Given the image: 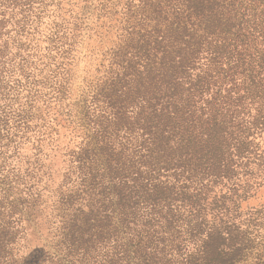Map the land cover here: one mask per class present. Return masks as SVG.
Instances as JSON below:
<instances>
[{"label":"trees","instance_id":"16d2710c","mask_svg":"<svg viewBox=\"0 0 264 264\" xmlns=\"http://www.w3.org/2000/svg\"><path fill=\"white\" fill-rule=\"evenodd\" d=\"M32 2L0 0V15ZM136 2L88 99L57 111L79 140L51 192L42 264H264L263 213L239 204L264 187V0ZM52 31L50 50L63 45ZM8 53L4 43L2 162L3 140L29 117L2 92L4 71L17 93L31 76ZM51 98L63 99L60 85ZM5 177L0 264H19L14 249L42 225L38 193L22 201L19 174Z\"/></svg>","mask_w":264,"mask_h":264},{"label":"rangeland","instance_id":"374dc122","mask_svg":"<svg viewBox=\"0 0 264 264\" xmlns=\"http://www.w3.org/2000/svg\"><path fill=\"white\" fill-rule=\"evenodd\" d=\"M34 1L24 15L19 13L18 7H9L0 15L4 21L0 46L6 43L9 52L6 57L15 56V63L21 59L26 61L27 72H31L26 80L28 83L22 79L21 83L26 84L17 87L18 93L11 88L15 85L12 80L18 76L13 73L9 78L4 71L1 79V85L5 87L2 92L8 93L14 102L12 112L23 109L29 117L28 128L21 125L15 135L9 133L8 139L3 140L6 152L4 162L0 156V190L7 188L9 177L5 175L19 174L18 184L11 183L12 193L20 196L22 201L28 200L24 192L38 193L34 196H38V219L42 224L39 231L29 234L26 245L19 246L18 251L14 249L19 264H42L44 261L47 249L44 244L50 237L48 221L55 199L51 192L62 180L68 166V153L79 140L72 130L73 123L57 111H67V104L73 105L72 109L76 111V103L88 99L89 87L104 75L124 21L129 17V9L135 8L137 3L136 0ZM19 19L22 21L17 24ZM55 29L62 37L63 45L57 48L60 44L57 43L50 50L49 34ZM202 62L204 59L200 60ZM31 81L37 92L30 89ZM59 85L63 88V99L56 103L51 95L53 88ZM29 92L30 95L34 93V100L26 97ZM26 102L31 105L28 107ZM72 118L74 120L73 112ZM259 139L262 144L264 132ZM241 174L242 170H239L238 175ZM18 189L23 191L20 193ZM224 192L223 188L220 193ZM239 202L243 214L257 210L264 216V187Z\"/></svg>","mask_w":264,"mask_h":264}]
</instances>
